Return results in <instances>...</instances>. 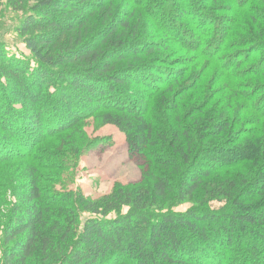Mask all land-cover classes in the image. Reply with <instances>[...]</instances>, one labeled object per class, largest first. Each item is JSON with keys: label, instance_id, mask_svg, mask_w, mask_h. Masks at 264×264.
I'll use <instances>...</instances> for the list:
<instances>
[{"label": "trees", "instance_id": "obj_1", "mask_svg": "<svg viewBox=\"0 0 264 264\" xmlns=\"http://www.w3.org/2000/svg\"><path fill=\"white\" fill-rule=\"evenodd\" d=\"M7 2L28 11L18 33L34 66L0 56L11 79L0 84V132L13 138L0 139V165L27 162L2 264H264V0ZM215 18L204 44L170 47L171 32L184 41ZM90 117L125 135L144 163L140 184L97 201L46 190L41 172L83 153Z\"/></svg>", "mask_w": 264, "mask_h": 264}, {"label": "rangeland", "instance_id": "obj_2", "mask_svg": "<svg viewBox=\"0 0 264 264\" xmlns=\"http://www.w3.org/2000/svg\"><path fill=\"white\" fill-rule=\"evenodd\" d=\"M119 2H122V0H119ZM262 11L264 12V7ZM244 12L245 10L242 11V15ZM26 13H28V11L16 12L9 6L7 0H0V56L3 54L5 56H2L3 58L13 56L17 59H29L32 66H34V63L31 62V53L27 49L26 43H24V37L18 33V27L27 16ZM221 22L222 21L215 18L211 25L204 26V29H201L195 24H191L190 30L186 32V35L179 37L180 39L183 38L184 41H180L176 38L173 39L174 33L171 32L172 40H170V47L175 49V53H182V51L186 49L182 42L194 44L201 41L202 43V38H204L203 36L206 31H217V29H220L222 26ZM245 23L243 27H248V29H255L257 26L256 23L253 24L250 21H245ZM144 26L146 27L145 24ZM149 31V26H147L143 32L144 34L141 35L142 38H149ZM158 31L160 30L158 29ZM239 33L238 31V34ZM204 43L205 42L202 44ZM161 57L167 60L173 58L171 54H166L164 50L161 53ZM197 64L199 69H201L203 66L209 64V59L199 56ZM209 67L212 69L209 70L207 79L215 75L216 65L214 61H211ZM10 81L11 79L8 78L6 73L4 61L0 60V84L6 86ZM26 92L30 95L29 91ZM0 118H2L1 115ZM80 130H82L83 133L80 146L83 153L77 155L70 154L74 161L69 160L71 162L65 167H63L62 164L64 162L68 163L69 161L62 160L60 162L55 161L58 164L56 165L58 168H54V170H43L41 173L45 176L43 185L46 190L50 192L58 191L60 193L71 192L75 198L82 197L83 199L97 201L105 196L111 195L113 190L119 185L129 186L134 189L140 184L144 163L138 157L134 158L129 155V143L125 135L117 127L113 125L105 126L101 124L97 118L90 117L83 121ZM1 133L2 132H0V139L4 140V143L9 144L13 141V138L6 139ZM95 140L94 147L87 150V143ZM74 144L73 141V145ZM47 145H51L54 151L57 150L55 152H59L62 148L68 150L69 147V145H65L57 139L49 140ZM74 155L76 157H74ZM27 160L28 162H33L32 159L28 158ZM26 163L27 162L23 164L18 160L12 159L8 164L3 163L0 165V175L2 176L0 179V264H2L3 258L1 230L6 223L5 217L7 212H9L10 204L13 200L12 189L16 187L17 184L23 182L20 181L21 176L17 171H20ZM190 207L191 204L187 203L177 207L175 210L178 212H185ZM127 210L128 209L125 208L123 211L127 212ZM114 216L115 215H111L110 217L114 218ZM81 218L82 221L85 222V220L91 218V216L85 213L81 215Z\"/></svg>", "mask_w": 264, "mask_h": 264}]
</instances>
